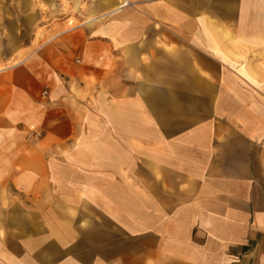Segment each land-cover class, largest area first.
Returning <instances> with one entry per match:
<instances>
[{
  "label": "crops",
  "instance_id": "obj_1",
  "mask_svg": "<svg viewBox=\"0 0 264 264\" xmlns=\"http://www.w3.org/2000/svg\"><path fill=\"white\" fill-rule=\"evenodd\" d=\"M32 2L0 0V264H264V0Z\"/></svg>",
  "mask_w": 264,
  "mask_h": 264
},
{
  "label": "rangeland",
  "instance_id": "obj_2",
  "mask_svg": "<svg viewBox=\"0 0 264 264\" xmlns=\"http://www.w3.org/2000/svg\"><path fill=\"white\" fill-rule=\"evenodd\" d=\"M33 2H34V0H32ZM32 2V4H34L35 2V5H38V0H35V2L33 3ZM40 3V5H42V2H39ZM55 3H56V1H55ZM58 5H60V2L58 1ZM58 5L56 6V8L58 7ZM63 5H65V3L63 4ZM63 5L61 4L60 6L64 9H66L67 8V10L66 11H70L71 9H70V6L68 5V3H67V5L66 6H64L63 7ZM64 9V10H65ZM36 10V9H35ZM57 10V9H56ZM74 12H71L70 14L69 13H67L70 17H72ZM69 19H71V20H73V23L75 22V19H73V18H69ZM15 61V59H13V58H8V59H5L4 58V62L3 63H0V67H4V66H8V65H11L13 62ZM29 136V135H28ZM32 136H33V138L34 139H37V138H39L40 136H41V133L40 132H33V134H32Z\"/></svg>",
  "mask_w": 264,
  "mask_h": 264
},
{
  "label": "bare ground",
  "instance_id": "obj_3",
  "mask_svg": "<svg viewBox=\"0 0 264 264\" xmlns=\"http://www.w3.org/2000/svg\"><path fill=\"white\" fill-rule=\"evenodd\" d=\"M70 23H72V21H70Z\"/></svg>",
  "mask_w": 264,
  "mask_h": 264
}]
</instances>
